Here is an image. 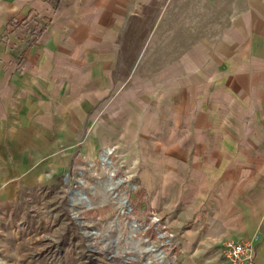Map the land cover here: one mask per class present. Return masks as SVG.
Segmentation results:
<instances>
[{"label": "crops", "instance_id": "crops-1", "mask_svg": "<svg viewBox=\"0 0 264 264\" xmlns=\"http://www.w3.org/2000/svg\"><path fill=\"white\" fill-rule=\"evenodd\" d=\"M181 13L200 20L161 25ZM102 160L175 264L252 236L264 264V0H0V195Z\"/></svg>", "mask_w": 264, "mask_h": 264}, {"label": "rangeland", "instance_id": "rangeland-1", "mask_svg": "<svg viewBox=\"0 0 264 264\" xmlns=\"http://www.w3.org/2000/svg\"><path fill=\"white\" fill-rule=\"evenodd\" d=\"M181 14L161 25L190 27L199 19ZM157 20L155 13L135 17L130 42ZM133 183L124 167L102 160L0 195V264H175L142 193L130 192Z\"/></svg>", "mask_w": 264, "mask_h": 264}, {"label": "built area", "instance_id": "built-area-1", "mask_svg": "<svg viewBox=\"0 0 264 264\" xmlns=\"http://www.w3.org/2000/svg\"><path fill=\"white\" fill-rule=\"evenodd\" d=\"M135 185L131 184L134 188ZM154 228L160 231V237L170 248L174 246V235L168 230L161 218L154 212L149 211ZM256 236L239 241L226 240L222 246V258L227 264H254Z\"/></svg>", "mask_w": 264, "mask_h": 264}]
</instances>
